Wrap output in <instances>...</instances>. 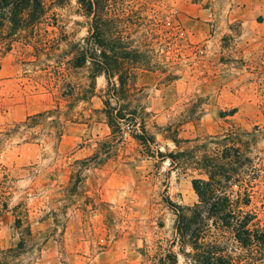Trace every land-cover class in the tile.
<instances>
[{
    "label": "rangeland",
    "instance_id": "374dc122",
    "mask_svg": "<svg viewBox=\"0 0 264 264\" xmlns=\"http://www.w3.org/2000/svg\"><path fill=\"white\" fill-rule=\"evenodd\" d=\"M102 1L105 31L145 53L137 85L158 148L189 154L175 167L145 156L127 136L117 155L79 177L76 162L110 134L100 98L105 78L84 101L90 71L70 64L73 46L90 37L93 15L79 0H42L38 21V11L22 7L20 28L7 13L0 28V252L24 242L28 253L6 264H151L147 255L175 237L167 200L198 202L192 180L206 176L194 157L220 153L229 135L253 159L249 209L264 225V0ZM19 3L0 0L14 10ZM57 109L60 123L37 117ZM180 264H188L183 256Z\"/></svg>",
    "mask_w": 264,
    "mask_h": 264
},
{
    "label": "trees",
    "instance_id": "16d2710c",
    "mask_svg": "<svg viewBox=\"0 0 264 264\" xmlns=\"http://www.w3.org/2000/svg\"><path fill=\"white\" fill-rule=\"evenodd\" d=\"M19 2L15 10L11 4H0V10L7 11L0 12V28L7 20V13L11 15L9 20L21 28L24 19L22 7L27 4L38 11L37 21L41 19L42 0ZM79 2L93 15V24L85 44L73 46L70 64L74 69L88 67L90 71L91 83L85 90L84 101L96 95V79L105 78L106 87L100 98L110 134L96 141L93 155L76 162L81 166L78 176L81 177L86 169L102 166L111 160L125 144L127 136L142 148L145 156L160 162L170 160L175 167H181V158L189 152L160 150L156 136L148 128L150 113L141 103V90L137 85V70L143 69L140 66L145 67L147 63L145 53L126 41L122 33L105 31L104 27L110 20L102 0ZM60 113L59 109L49 110L37 117L54 115L56 123H60ZM174 143L179 146L181 141L174 139ZM220 143L224 145L220 153L212 155L206 151L201 157H194L197 170L206 176L192 180L198 202L182 206L167 200L176 215L175 237L169 246L159 245L154 256L147 255L151 264H180V256L188 264H264V225L249 209L253 198L252 179L255 178L252 174L257 172L253 159L237 136H225ZM27 253L25 243L21 242L15 250L0 252V264Z\"/></svg>",
    "mask_w": 264,
    "mask_h": 264
}]
</instances>
